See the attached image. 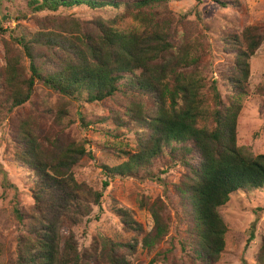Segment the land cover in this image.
<instances>
[{"label": "trees", "instance_id": "trees-1", "mask_svg": "<svg viewBox=\"0 0 264 264\" xmlns=\"http://www.w3.org/2000/svg\"><path fill=\"white\" fill-rule=\"evenodd\" d=\"M211 2L237 10L236 1ZM170 3L171 0H29L30 8L36 12L87 7L114 14L86 22L49 17V26L42 25L31 36L13 38L19 50L4 43L7 59L0 66V113L15 114L12 143L20 150L18 161L37 175L30 186L40 187L42 181L60 187L67 183L76 195L66 194L63 206L75 218L73 223H78L81 211L91 210L80 192L92 199V204H100L103 197L102 191L78 184L73 177V169L85 157L93 159L92 153L67 140L66 131L58 124L63 120L61 114L46 126L57 127L58 133L53 128L44 131L45 128L37 134L22 117L24 111L15 110L34 102L38 85L86 104L119 96L129 100L125 111L102 116L98 121L113 122V129L106 131L112 141L103 146L108 149L104 152L124 160L113 167L103 165L104 186L117 177L162 182L160 174L154 173L156 162L183 166L187 173L175 190L176 221L187 226V235L179 246L189 264H220L229 233L221 209L235 195L249 196L264 190V154L254 155L238 144L241 100L247 94L251 59L264 42V26H248L241 34L225 39L232 46V69L225 79L231 89L225 102L218 81H211L201 71L210 55L203 44L205 33L195 22L192 28L188 15H177ZM128 18L133 20L131 24ZM196 19L209 30L199 11ZM48 114L51 111L45 112ZM126 135L133 136V140L128 142ZM128 143L132 149L126 147ZM2 185L16 190L7 172ZM115 209L125 232L144 234L141 248L155 254L152 264H181L182 259L172 256L173 248L159 251L171 230V221L163 215L167 204L161 198L150 205L154 227L147 233L127 209ZM52 239L50 234L43 239L29 238L17 264H133L138 246L134 239L101 236L90 253H82L73 239L66 240L57 253L59 245L55 240L50 245ZM34 246L40 254L34 253ZM257 261L264 264V247Z\"/></svg>", "mask_w": 264, "mask_h": 264}, {"label": "rangeland", "instance_id": "rangeland-1", "mask_svg": "<svg viewBox=\"0 0 264 264\" xmlns=\"http://www.w3.org/2000/svg\"><path fill=\"white\" fill-rule=\"evenodd\" d=\"M226 1H236L237 10L224 9L211 0H201V3L197 0H171L170 3L177 15H188V20L193 23L192 28L195 22L205 33L207 39H204L203 44L210 55L201 71L211 81H218V88L225 102L231 89L225 79L232 69V46L225 39L229 40V35L241 34L248 26H264V0ZM197 11L209 27L208 31L203 23L197 22ZM113 14L92 11L87 7L36 12L30 8L29 0H0V66H4L7 59L4 43L9 47L13 45L11 49L15 51L19 50V44H15L13 38L31 36L41 30L42 25L43 28L49 26V17H69L86 22ZM132 21L128 18L127 23L131 24ZM24 64L28 67L27 60H24ZM250 64L247 94L241 100L243 107L238 118V144L250 149L254 155H260L264 154V42ZM128 103L129 100L121 96L103 103L75 102L38 85L34 102L15 110L24 111L25 115L22 117L29 121L37 134L45 128L47 130L44 131H52L53 128L58 133L57 127L46 126L52 124L53 120L56 121L57 115L61 114L63 120L58 124L66 131L67 140L83 145L87 152L92 153L93 159L85 157L73 169V177L78 184H85L94 191H102L103 197L100 204H92V199L80 192L84 203H90L91 210L83 209L78 223H73L75 218L63 206L66 194L76 195L67 183L60 187L42 181L40 187L30 186L31 180L37 178V175L25 163L18 161L20 150L12 143V120L15 114L0 113V264H17L20 253L26 249L24 242H28L29 238L43 239L45 234H50V238H53L50 245L58 243L57 253L68 239H73L84 254L90 253L98 245L101 236L113 239L121 237L125 241L134 239L138 246L132 263L152 264L155 254H148L141 248L140 242L144 234L125 232L115 208L127 209L147 233L154 227L150 205L159 198L167 204L164 217L171 221L170 234L159 251L173 248L172 256L182 259L181 264H189L179 246L181 239L187 235V226L178 225L176 221L178 198L175 190L187 173L183 166L171 165L163 160L162 163L156 162L154 173L160 174L162 182L117 177L108 181V186L103 184L106 181L103 165L113 167L122 164L124 160L109 157L104 152L108 149L103 146L112 141L106 131L113 129V122L100 124L98 121L102 116H115L125 111L124 106ZM46 111H51V115H45ZM124 137L128 142L133 140V136ZM128 144L126 147L132 149V144ZM6 172L16 190L14 187H3ZM143 201L148 203L147 206H142ZM221 212L229 233L220 264H258L259 252L264 247V190L249 196L235 195ZM251 235L254 236L253 240L250 239ZM33 249L34 253H41L37 246Z\"/></svg>", "mask_w": 264, "mask_h": 264}]
</instances>
